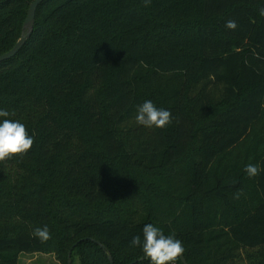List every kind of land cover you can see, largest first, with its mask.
I'll use <instances>...</instances> for the list:
<instances>
[{
    "label": "trees",
    "instance_id": "16d2710c",
    "mask_svg": "<svg viewBox=\"0 0 264 264\" xmlns=\"http://www.w3.org/2000/svg\"><path fill=\"white\" fill-rule=\"evenodd\" d=\"M32 1L0 0V55ZM262 9L44 0L22 49L0 62V122L34 139L0 162V264L43 252L68 264L70 251L72 264H150L130 243L146 224L181 240L189 264H264V170L244 171L264 169ZM146 100L172 122L137 124ZM44 226L46 241L33 236Z\"/></svg>",
    "mask_w": 264,
    "mask_h": 264
},
{
    "label": "clouds",
    "instance_id": "9594fccd",
    "mask_svg": "<svg viewBox=\"0 0 264 264\" xmlns=\"http://www.w3.org/2000/svg\"><path fill=\"white\" fill-rule=\"evenodd\" d=\"M150 0H145V6ZM264 15V9L261 10ZM228 29H235L237 24L234 20H228L225 24ZM10 113L6 110H0V117H8ZM136 122L148 128H164L172 122V113L169 110L157 108L151 100H146L138 107ZM34 139L28 134L26 126L18 120L4 119L0 122V162L11 159L13 156H23L32 147ZM264 170L260 166L248 164L244 171L249 177H256ZM234 183V182H233ZM242 190H237L235 197L239 199ZM143 242L140 236H134L131 245L142 246L145 258L150 260V264H177L185 252L181 240L175 238V235H165L161 229L146 224L143 227ZM50 232L47 226L37 227L33 230V236L46 241L50 239Z\"/></svg>",
    "mask_w": 264,
    "mask_h": 264
},
{
    "label": "water",
    "instance_id": "95a60500",
    "mask_svg": "<svg viewBox=\"0 0 264 264\" xmlns=\"http://www.w3.org/2000/svg\"><path fill=\"white\" fill-rule=\"evenodd\" d=\"M43 1L44 0H34L31 2L28 13H27V18L24 22L22 37L18 40V42L15 44V46L11 50L6 52L5 54L0 55V62L7 60V59H10V58H13L22 49V47L26 43L27 39L29 38L31 32L33 31L34 21H35V17H36V11H37V8L39 7V5ZM102 247L105 249L104 245H102ZM71 255H72V251L69 252L68 264H72ZM110 260L113 263L112 257H110ZM181 260L184 264H189L184 255L181 258ZM136 262L137 261H134L130 264H134Z\"/></svg>",
    "mask_w": 264,
    "mask_h": 264
},
{
    "label": "rangeland",
    "instance_id": "374dc122",
    "mask_svg": "<svg viewBox=\"0 0 264 264\" xmlns=\"http://www.w3.org/2000/svg\"><path fill=\"white\" fill-rule=\"evenodd\" d=\"M20 264H61L54 253L23 254Z\"/></svg>",
    "mask_w": 264,
    "mask_h": 264
}]
</instances>
